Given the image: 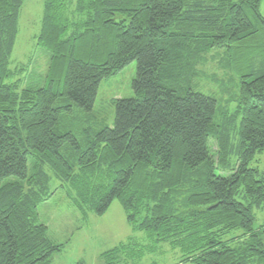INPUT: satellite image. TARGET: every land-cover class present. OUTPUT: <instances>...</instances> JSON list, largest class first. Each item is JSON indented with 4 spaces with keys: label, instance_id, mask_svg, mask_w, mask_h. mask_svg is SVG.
I'll list each match as a JSON object with an SVG mask.
<instances>
[{
    "label": "trees",
    "instance_id": "obj_1",
    "mask_svg": "<svg viewBox=\"0 0 264 264\" xmlns=\"http://www.w3.org/2000/svg\"><path fill=\"white\" fill-rule=\"evenodd\" d=\"M263 1L43 0L35 42L49 64L30 84L17 78L27 66L10 68L22 0H0V264H52L62 251L37 211L57 188L82 218L117 200L148 254L167 244L178 264H264L253 216L264 173L248 167L264 152ZM217 57L225 100L195 84ZM131 62L133 97L77 138L72 109L91 112L101 82ZM128 245L103 264H121Z\"/></svg>",
    "mask_w": 264,
    "mask_h": 264
},
{
    "label": "rangeland",
    "instance_id": "obj_2",
    "mask_svg": "<svg viewBox=\"0 0 264 264\" xmlns=\"http://www.w3.org/2000/svg\"><path fill=\"white\" fill-rule=\"evenodd\" d=\"M43 13V0H22L18 20V34L10 59V68L19 70L27 66L28 71L17 76L24 77L30 84H38L45 76L49 64V55L36 46L35 36L38 35ZM264 18V1L260 7ZM222 53H220L219 57ZM217 57L206 66L198 68L199 76L195 84L197 89L217 95L222 100L227 96L221 94L225 82L213 83V79L225 80L229 75L225 70H214L219 61ZM136 74V63L131 62L119 74L104 79L99 87L94 108L86 112L73 108L68 115L74 135L80 138L85 127L100 129L104 124L112 125L114 117L113 101L133 97L131 83ZM24 75V76H23ZM228 81L237 83V77L230 76ZM224 85V86H223ZM230 87V86H229ZM234 89V88H233ZM226 91V90H225ZM231 110L233 111L232 107ZM107 122V123H106ZM211 151L216 152V146L210 144ZM249 168H257L264 173V152L258 153L248 164ZM59 181L53 180L50 189L59 186ZM38 214L42 222L49 227L50 237L64 246L62 251L52 257V264H103L101 255L105 252L128 245L126 251L118 256L121 264H178L182 255L167 244H160L157 251L146 253L151 246L144 232L134 230L126 220L124 210L117 200H114L103 215L89 214L82 218L79 211L68 200L66 193L57 188L48 201L38 206ZM256 227L264 225V205L253 209ZM231 233L230 235H236ZM131 239L130 242H128ZM189 264V263H180Z\"/></svg>",
    "mask_w": 264,
    "mask_h": 264
}]
</instances>
